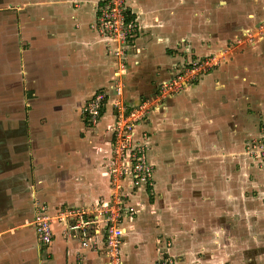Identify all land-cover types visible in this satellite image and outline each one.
Listing matches in <instances>:
<instances>
[{
  "label": "crops",
  "instance_id": "obj_1",
  "mask_svg": "<svg viewBox=\"0 0 264 264\" xmlns=\"http://www.w3.org/2000/svg\"><path fill=\"white\" fill-rule=\"evenodd\" d=\"M3 2L0 180L12 174L24 187L7 199L21 214L43 205L53 237L41 246L28 226L1 228L0 264H106L101 234L81 248L73 220L56 218L108 193L117 61L92 27L97 0ZM126 8L140 27L122 74L129 104L192 56L224 59L134 127L135 139L146 136L154 182H125L123 263L264 264V162L244 152L264 137V34L246 40L264 20V0H126ZM99 90L107 102L91 123L81 108Z\"/></svg>",
  "mask_w": 264,
  "mask_h": 264
},
{
  "label": "built area",
  "instance_id": "obj_2",
  "mask_svg": "<svg viewBox=\"0 0 264 264\" xmlns=\"http://www.w3.org/2000/svg\"><path fill=\"white\" fill-rule=\"evenodd\" d=\"M92 27L107 41L117 66L112 84L113 99L110 104L114 110L111 126V151L106 161L108 193L101 195L88 211L67 209L58 212L59 221L73 220L69 230L77 231L81 248H91L96 243L93 236L101 234L106 264H124L121 244L125 232V217L132 214L125 204V182L133 188L151 187L154 182V169L146 156V136L140 139L133 136L134 127L142 123L150 111L164 98L179 92L186 85L199 82L211 68L224 58L223 52L207 56H192L177 68L168 80L163 82L151 96L140 97L129 104L124 92L122 74L125 70L126 56L133 41L140 33L137 20L130 17L126 0H97V17ZM107 102V92L96 91L82 106V113L95 123ZM244 152L251 158L264 162V137L252 139L245 144ZM22 225L31 226L39 245L49 244L53 237L52 217L44 212L43 205L36 204ZM93 234V235H92ZM154 264H174L171 259H162Z\"/></svg>",
  "mask_w": 264,
  "mask_h": 264
},
{
  "label": "rangeland",
  "instance_id": "obj_3",
  "mask_svg": "<svg viewBox=\"0 0 264 264\" xmlns=\"http://www.w3.org/2000/svg\"><path fill=\"white\" fill-rule=\"evenodd\" d=\"M3 1H6V0H0V17L2 15V13L4 12L2 8H6L8 6L7 2H3ZM257 34H264V20L260 24H258L256 26V28H254L253 33L251 32L246 36L247 42H250L253 38H256L255 36ZM232 48L235 49L236 46L232 47ZM1 108H2V106L0 105V111H1ZM13 108H14V110H17V105L14 104ZM0 123H1V121H0ZM1 127H0V139L2 137H4L3 132L1 131ZM1 135H2V137H1ZM3 143L4 142H2L0 140V148H1V145ZM0 155H1V153H0ZM0 162H1V156H0ZM1 171H2V169H1V163H0V176L2 174ZM16 181H17V179H15V177L12 176V174H10L8 180L5 181V184H2V182L0 180V229L1 228L5 229L6 232H8L9 234H13L17 230L18 227L25 226V225H22L24 222V218L30 216L29 212H27L25 214H21L19 212L20 210L16 211L18 204H12L13 202H11V201H10V204L7 203L8 195H10L11 192H12V194L20 193L22 195V191H23L24 187L22 185L20 187L19 185L15 184ZM11 198H12V196H11ZM19 203L21 204L22 201H20ZM25 227H27V226H25ZM28 227L29 228H27V229H29L30 231L33 230L31 226H28ZM0 235L2 236L3 234L0 232Z\"/></svg>",
  "mask_w": 264,
  "mask_h": 264
}]
</instances>
